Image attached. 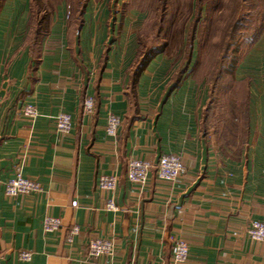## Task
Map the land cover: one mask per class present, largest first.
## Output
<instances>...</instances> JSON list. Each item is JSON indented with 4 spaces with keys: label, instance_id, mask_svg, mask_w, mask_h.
<instances>
[{
    "label": "crops",
    "instance_id": "crops-1",
    "mask_svg": "<svg viewBox=\"0 0 264 264\" xmlns=\"http://www.w3.org/2000/svg\"><path fill=\"white\" fill-rule=\"evenodd\" d=\"M31 4L0 0V264H171L170 236L187 242L185 264H264V243L245 233L251 220L264 222V77L254 74L264 31L241 44L234 87L211 92L202 120L189 69L171 84L156 56L136 74L125 43L104 52L107 28H73L59 10L35 32ZM217 93L223 104L211 120ZM86 96L91 115L81 110ZM27 103L38 112L33 122L17 113ZM59 112L71 116L66 134L55 130ZM108 114L121 121L115 137L105 133ZM164 154L182 160L180 179L160 180L152 167L142 189L128 182L131 158L154 166ZM18 168L41 192L4 195ZM100 174L117 177L113 192L98 189ZM110 198L117 211L105 209ZM45 216L61 230L45 232ZM95 237L114 240L111 259L85 261Z\"/></svg>",
    "mask_w": 264,
    "mask_h": 264
},
{
    "label": "rangeland",
    "instance_id": "rangeland-1",
    "mask_svg": "<svg viewBox=\"0 0 264 264\" xmlns=\"http://www.w3.org/2000/svg\"><path fill=\"white\" fill-rule=\"evenodd\" d=\"M59 10L73 28H107L104 52L122 41L129 47L122 55L134 59L138 73L150 59L163 58L169 83L178 78L192 47L188 69L202 99V120L209 116L211 92L233 87L228 79L241 44L264 31V0H32L30 28L37 23L47 28ZM257 73L264 77V63ZM222 104L217 93L211 120ZM209 126L201 125L206 135Z\"/></svg>",
    "mask_w": 264,
    "mask_h": 264
},
{
    "label": "built area",
    "instance_id": "built-area-1",
    "mask_svg": "<svg viewBox=\"0 0 264 264\" xmlns=\"http://www.w3.org/2000/svg\"><path fill=\"white\" fill-rule=\"evenodd\" d=\"M94 105V98L92 96H86L82 103V113L91 115L94 111ZM17 113L32 122L38 116L35 106L28 103L23 104ZM71 123V116L68 113L59 112L54 117L55 130L60 134L68 133L71 128ZM120 123L119 117L108 114L104 127L105 133L110 137H115ZM152 167L155 170L157 178L168 182H174L180 179L185 173V166L179 156L164 154L158 158L154 166L144 160L131 158L127 162L126 179L128 182L142 189L145 186L147 175ZM116 185L117 177L115 175L100 174L97 178V187L101 191L111 193L116 188ZM3 187L4 195L8 198L41 192L40 184L36 180L22 176L20 168L16 170L12 178L4 182ZM71 205L76 206V201H73ZM105 209L107 211H117L118 208L114 200L110 198L105 204ZM42 227L45 232H57L61 230L62 223L57 217L45 216ZM78 232L79 227L76 224L71 225L67 232V241H71ZM245 233L249 240L264 243V222L251 220ZM168 239L172 245L171 264H185L188 257L187 242L183 239H177L171 236ZM114 252V240L100 237L91 238L86 246L85 261L89 262L100 257L111 259ZM18 256L24 261H29L31 259V254L27 251H21Z\"/></svg>",
    "mask_w": 264,
    "mask_h": 264
},
{
    "label": "trees",
    "instance_id": "trees-1",
    "mask_svg": "<svg viewBox=\"0 0 264 264\" xmlns=\"http://www.w3.org/2000/svg\"><path fill=\"white\" fill-rule=\"evenodd\" d=\"M263 29V28H262ZM262 29H260V31L262 30ZM39 30H43V28H42V26H41V24L40 23H37V27L35 28V32H37V31H39ZM260 33V32H259ZM249 40V39H248ZM192 47L190 48V53H189V56H188V58L186 59V61L184 62V65L182 66V68H181V70H180V72H179V74L180 73H184L185 71H187L188 70V66H189V64H190V61H191V59H190V57H191V53H192ZM183 70V71H182ZM135 72H136V74H138V68H136V70H135ZM234 87V86H233Z\"/></svg>",
    "mask_w": 264,
    "mask_h": 264
}]
</instances>
